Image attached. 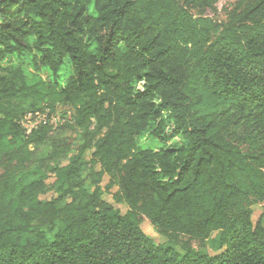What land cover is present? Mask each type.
<instances>
[{"label": "trees", "instance_id": "1", "mask_svg": "<svg viewBox=\"0 0 264 264\" xmlns=\"http://www.w3.org/2000/svg\"><path fill=\"white\" fill-rule=\"evenodd\" d=\"M216 1L0 0V264H264V0Z\"/></svg>", "mask_w": 264, "mask_h": 264}, {"label": "rangeland", "instance_id": "2", "mask_svg": "<svg viewBox=\"0 0 264 264\" xmlns=\"http://www.w3.org/2000/svg\"><path fill=\"white\" fill-rule=\"evenodd\" d=\"M235 2L236 0H217L214 4V8L206 9L204 11V15L212 17L217 22L225 21L227 19L228 11L233 8ZM17 60L18 59L15 56H12V57H9L4 63H7L9 61L17 62ZM25 75L27 78V82L29 84L35 83L38 77L45 78V74L37 73L36 75L31 70H26V68H25ZM53 107L54 108L51 110V108L47 106L45 103H41V109L37 111L38 113H41L45 116H48V114L52 112L50 119H51V123L53 127L58 126L60 122H62L66 118H69L73 113V110L70 107L64 106L62 104L56 103ZM25 115H26V111L18 117V123L21 125L22 129L26 132V130L30 126H29V123H26V120L24 118ZM66 135L69 141H73V143L75 144L79 141L77 133L72 130H68L66 132ZM84 159H86V161H89L91 159L90 151H87L85 153ZM51 180L52 179H49V181ZM108 183H109V176L104 175L100 181L102 199L108 203L113 204L116 208L119 209V211L122 214L125 213L127 211V206L121 202H117L113 196L115 191L117 190V186L113 185L108 188L107 187ZM87 188L92 190L93 186H91L90 184H87ZM52 195H53V192L49 191L43 197L49 198ZM252 209H253L252 220L256 221L261 215L264 214V203L254 204L252 205ZM263 225H264V217H263ZM140 227L145 232V234L148 235L154 241L155 244H164V245L169 244L167 239L156 231V229L151 225V223L145 216H142L141 218ZM171 246H173V248L179 254L181 255L183 254V251L180 249L178 245H171ZM207 248H208V251L212 253V249L210 247H207Z\"/></svg>", "mask_w": 264, "mask_h": 264}, {"label": "built area", "instance_id": "3", "mask_svg": "<svg viewBox=\"0 0 264 264\" xmlns=\"http://www.w3.org/2000/svg\"><path fill=\"white\" fill-rule=\"evenodd\" d=\"M24 118L26 120V123H29L30 126L27 131H30L33 127H35V125L39 124L41 121H45L46 116L41 113L35 112L34 114L28 113Z\"/></svg>", "mask_w": 264, "mask_h": 264}]
</instances>
